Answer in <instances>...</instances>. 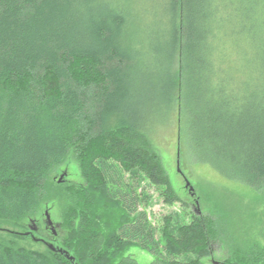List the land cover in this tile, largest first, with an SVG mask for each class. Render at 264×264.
I'll return each mask as SVG.
<instances>
[{
	"label": "trees",
	"instance_id": "trees-1",
	"mask_svg": "<svg viewBox=\"0 0 264 264\" xmlns=\"http://www.w3.org/2000/svg\"><path fill=\"white\" fill-rule=\"evenodd\" d=\"M176 119L185 156L264 197V0H0V264H140L108 262L127 241L150 264H207L216 217L167 219L157 235L125 178L181 200L153 142ZM70 153L83 184L53 178ZM56 199L73 261L2 231H25ZM112 206L108 233L97 210ZM228 258L264 264V242Z\"/></svg>",
	"mask_w": 264,
	"mask_h": 264
},
{
	"label": "rangeland",
	"instance_id": "rangeland-1",
	"mask_svg": "<svg viewBox=\"0 0 264 264\" xmlns=\"http://www.w3.org/2000/svg\"><path fill=\"white\" fill-rule=\"evenodd\" d=\"M153 138L154 147L160 154L171 183L181 200L172 204L165 203L160 190L149 183L141 173L133 175L127 173L125 178L140 194L141 204L138 213H146L151 225L158 229L157 235L167 219L172 220V225L177 228L190 222L193 214L212 213L218 221L222 240L220 239L216 245L214 256L204 259L207 264H226L230 259L229 252L238 244L264 242V197L256 194L252 187L224 177L210 164L191 160L189 155L185 156L180 144L177 119L159 127ZM53 176L59 183L64 181L67 185L83 184L79 163L73 153L69 154L68 159ZM60 178L62 181H59ZM63 207L58 199L45 203L40 213L33 219L38 226L37 231L31 232L30 226L34 224L32 221L25 231L12 228L2 231L26 235L27 238L19 242L37 250H52L40 238L52 242L56 250L62 249L64 248L62 239L66 237V231L61 225ZM46 210L49 211L53 223L60 225L55 227V235L50 228H46ZM97 215V224L109 233L120 220L122 212L112 206L99 208ZM110 252L115 253L107 258L108 262H113L115 258L124 254L133 255L140 264H150L154 258L148 250L134 241H127L117 250ZM192 257L191 254H186L179 258ZM71 260L73 261L74 257Z\"/></svg>",
	"mask_w": 264,
	"mask_h": 264
},
{
	"label": "water",
	"instance_id": "water-1",
	"mask_svg": "<svg viewBox=\"0 0 264 264\" xmlns=\"http://www.w3.org/2000/svg\"><path fill=\"white\" fill-rule=\"evenodd\" d=\"M62 178V177H61ZM59 179V181H62V179ZM187 184H189V182L187 181ZM45 216H46V224L48 225V226H52V229H53V231H55V228H54V224H53V221H52V219H51V216H50V213H49V211L48 210H46V212H45ZM33 223H34V221H33ZM35 224V223H34ZM33 224V225H34ZM36 225V224H35ZM30 229L31 230H34L35 229V226H30ZM49 247L53 250V251H55L56 250V248H54V246H53V244L51 243V244H49ZM58 251L59 252H61V253H65V255H66V257L67 258H69V259H73V257L71 256V255H69L66 251H64L63 249H58Z\"/></svg>",
	"mask_w": 264,
	"mask_h": 264
},
{
	"label": "flooded vegetation",
	"instance_id": "flooded-vegetation-1",
	"mask_svg": "<svg viewBox=\"0 0 264 264\" xmlns=\"http://www.w3.org/2000/svg\"><path fill=\"white\" fill-rule=\"evenodd\" d=\"M53 224H55V223H53ZM32 226H35V229H34V230H31V232H32V231H37V230H38V226H36L35 224H34V225L32 224ZM57 226H60V225L55 224V225H54V228L57 227ZM46 228H50V229L52 230L53 234H54V235L56 234V230L53 231L52 226H48V225L46 224ZM40 239H41V241H43V242H44L45 244H47V245H49V244L52 243V242H50V241H48V240H46V239H44V238H40Z\"/></svg>",
	"mask_w": 264,
	"mask_h": 264
}]
</instances>
